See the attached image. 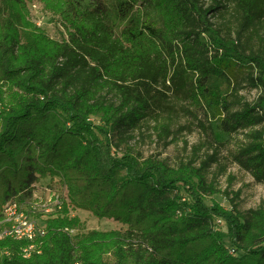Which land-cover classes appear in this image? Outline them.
<instances>
[{"label": "trees", "instance_id": "1", "mask_svg": "<svg viewBox=\"0 0 264 264\" xmlns=\"http://www.w3.org/2000/svg\"><path fill=\"white\" fill-rule=\"evenodd\" d=\"M208 1L0 0V219L41 180L65 191L34 242L0 240V264H264V208L205 203L216 152L180 172L128 145L150 123L170 137L180 100L226 116L215 143L264 121V0ZM242 82L261 94L234 112ZM251 138L235 161L264 183V129ZM70 209L127 229L74 233Z\"/></svg>", "mask_w": 264, "mask_h": 264}, {"label": "rangeland", "instance_id": "2", "mask_svg": "<svg viewBox=\"0 0 264 264\" xmlns=\"http://www.w3.org/2000/svg\"><path fill=\"white\" fill-rule=\"evenodd\" d=\"M210 3V0L208 1ZM29 19L38 27H42L53 39H60L54 23L50 22V12L46 11L44 5L39 1H34L28 6ZM215 19L214 21H218ZM241 86L236 92V96L229 95L232 101V111H238L245 103H255L261 92L252 90L247 83H240ZM228 92V89H227ZM241 103V104H237ZM181 107H186L192 114H186ZM215 110L209 111L205 116L202 109H198L190 102L180 100L178 102V115L172 122L171 136L166 138L160 133L154 123L138 130L134 139L128 141V145L143 159H155L164 163L173 170H180L182 165H193L199 168L202 161L212 153H217L218 163L213 164L207 171V181L210 186L204 193L205 203L213 205L220 204L225 209H232L233 205L241 212L245 213L251 209L264 208V183H258L254 177L243 170L235 161L236 155L241 149L246 148L253 140L251 134L257 130L264 129V121L250 128H240L231 136H225L222 143H215L213 140L211 125L214 127L220 124V120L225 118ZM202 122L203 126L200 125ZM125 147V146H122ZM188 183L182 189L189 200L187 190ZM64 188L60 181L56 179L41 180L35 187L34 196L31 201L24 205L30 218L40 227L44 225L42 219L48 215L43 212V206L49 205L50 209L55 206L59 197H64ZM64 208V207H63ZM63 210V209H62ZM54 211V210H53ZM52 211V212H53ZM72 217H79L80 225L72 230L74 233H84L92 230L111 231L126 230L127 227L112 221L100 220L92 214L84 211H74L70 209ZM221 226H224L222 224Z\"/></svg>", "mask_w": 264, "mask_h": 264}, {"label": "built area", "instance_id": "3", "mask_svg": "<svg viewBox=\"0 0 264 264\" xmlns=\"http://www.w3.org/2000/svg\"><path fill=\"white\" fill-rule=\"evenodd\" d=\"M57 203V200H56ZM17 202L7 203L2 210L0 219V240L11 238L18 242H34L43 234V228L30 218V214ZM43 212L49 213V205L42 207ZM33 246L24 250L25 257L30 255Z\"/></svg>", "mask_w": 264, "mask_h": 264}]
</instances>
